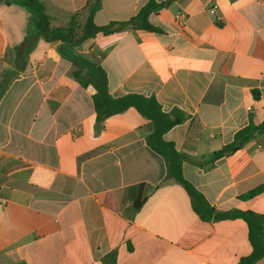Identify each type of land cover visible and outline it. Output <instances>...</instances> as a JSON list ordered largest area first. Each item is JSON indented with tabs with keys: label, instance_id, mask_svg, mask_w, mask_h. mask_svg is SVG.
I'll return each mask as SVG.
<instances>
[{
	"label": "crops",
	"instance_id": "0c3cea01",
	"mask_svg": "<svg viewBox=\"0 0 264 264\" xmlns=\"http://www.w3.org/2000/svg\"><path fill=\"white\" fill-rule=\"evenodd\" d=\"M5 1L0 79L31 17ZM40 1L54 27L87 17L88 0ZM147 2L100 0L93 22L127 21ZM149 21L162 31L98 34L78 52L93 54L113 98L154 97L163 112L186 115L163 139L193 159L183 176L211 207L264 214V190L242 197L264 187V134L197 165L249 115L264 120V0H175ZM60 46L39 39L0 98V264H237L249 255L243 220H201L166 178L163 158L146 144L150 121L128 108L96 128L95 89L72 77Z\"/></svg>",
	"mask_w": 264,
	"mask_h": 264
},
{
	"label": "trees",
	"instance_id": "16d2710c",
	"mask_svg": "<svg viewBox=\"0 0 264 264\" xmlns=\"http://www.w3.org/2000/svg\"><path fill=\"white\" fill-rule=\"evenodd\" d=\"M175 0H166L156 3L148 2L139 9L137 14L127 21H111L105 25H96L93 22L94 14L100 8V0H88L86 3L87 17L83 24L78 20V13L71 15L64 27H54L50 24L51 18L46 13L44 4L40 0H6L5 4H17L31 13L26 26L24 39L13 47L14 61L11 69H5L0 79V98L10 82L25 71L29 54L37 41L42 39L46 43L61 44L58 50L64 58L72 64V77L82 86H93L92 105L95 112L96 128L108 117L122 113L128 108H134L140 116L152 124V131L145 137L147 146L160 155L166 166V178L179 184L191 200L192 208L203 221L241 219L247 225L248 241L251 246L249 255L239 259L237 264H255L264 258V214L251 210L242 211L231 209L216 211L204 197L184 178L182 173L183 162H193L188 155L176 151L171 142L165 141L163 135L175 125L185 121L186 115L179 109H172L165 113L154 97H145L139 94H126L113 98L109 93L108 80L104 69L95 61L93 54L83 55L78 48L88 39L98 34L108 36L129 27L133 30H146L160 33L162 30L149 21L151 14L168 7ZM63 50V52H62ZM255 94V93H254ZM264 134V120L256 123L249 115L247 124L238 129L232 140L219 150L200 157L199 165L208 167L220 158L229 156L241 149L256 135ZM264 190L257 187L244 194L243 198H252ZM137 207V206H136ZM112 252L108 258H112Z\"/></svg>",
	"mask_w": 264,
	"mask_h": 264
},
{
	"label": "built area",
	"instance_id": "2783aa9c",
	"mask_svg": "<svg viewBox=\"0 0 264 264\" xmlns=\"http://www.w3.org/2000/svg\"><path fill=\"white\" fill-rule=\"evenodd\" d=\"M211 12H213V10H211ZM185 21H186V18L183 14L179 13L176 15L175 23L179 28L183 29L185 27Z\"/></svg>",
	"mask_w": 264,
	"mask_h": 264
}]
</instances>
